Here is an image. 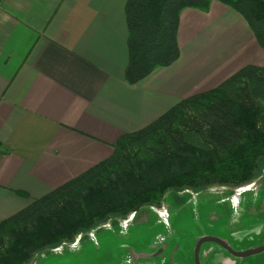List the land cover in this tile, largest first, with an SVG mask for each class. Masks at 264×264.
Listing matches in <instances>:
<instances>
[{"label":"crops","instance_id":"0c3cea01","mask_svg":"<svg viewBox=\"0 0 264 264\" xmlns=\"http://www.w3.org/2000/svg\"><path fill=\"white\" fill-rule=\"evenodd\" d=\"M126 3L0 0V222L108 158L122 134L264 65L245 18L212 0L183 9L180 57L131 84Z\"/></svg>","mask_w":264,"mask_h":264},{"label":"trees","instance_id":"16d2710c","mask_svg":"<svg viewBox=\"0 0 264 264\" xmlns=\"http://www.w3.org/2000/svg\"><path fill=\"white\" fill-rule=\"evenodd\" d=\"M212 0H127L135 84L180 57L183 9ZM238 11L264 48V0H220ZM264 162V65L181 99L147 126L122 134L108 158L0 222V264H28L112 216L157 203L172 189L252 183ZM28 195L25 192H20Z\"/></svg>","mask_w":264,"mask_h":264},{"label":"rangeland","instance_id":"374dc122","mask_svg":"<svg viewBox=\"0 0 264 264\" xmlns=\"http://www.w3.org/2000/svg\"><path fill=\"white\" fill-rule=\"evenodd\" d=\"M206 236L236 251L264 245V162L252 183L169 190L157 203L112 216L73 241L37 251L28 264H196L197 242ZM200 259L202 264H264V251L239 257L207 241Z\"/></svg>","mask_w":264,"mask_h":264},{"label":"water","instance_id":"95a60500","mask_svg":"<svg viewBox=\"0 0 264 264\" xmlns=\"http://www.w3.org/2000/svg\"><path fill=\"white\" fill-rule=\"evenodd\" d=\"M207 241H214L220 245H222L224 248H226L229 252H231L232 254H234L235 256H239V257H245V256H249L252 254H256L259 252H263L264 251V245L259 246L255 249H248V250H244V251H236L234 248H232L226 241L217 238V237H202L196 245L195 248V260H196V264H201L200 262V249L203 243L207 242ZM176 264H180V263H176Z\"/></svg>","mask_w":264,"mask_h":264},{"label":"bare ground","instance_id":"6f19581e","mask_svg":"<svg viewBox=\"0 0 264 264\" xmlns=\"http://www.w3.org/2000/svg\"><path fill=\"white\" fill-rule=\"evenodd\" d=\"M260 177H261V176H260ZM260 177H259V178H260ZM221 188H222V187H221ZM209 189H210V188H209ZM256 189H257V188H256ZM246 190H249V189L246 188ZM230 191H231V190H230ZM232 192H233V191H232ZM252 192H253V191H252ZM254 192H256V191H254ZM205 193H206V192H205ZM207 193H209V192H207ZM207 193H206V194H207ZM186 194H187V193H186ZM217 194H218V193H217ZM219 194H220V193H219ZM244 194H245V193H244ZM202 195H203V194H202ZM195 196H196V195H195ZM240 196H241V195H240ZM229 198H231V197H229ZM229 198H228V199H229ZM191 199H192V198H191ZM221 201H222V199H221ZM151 210H152V209H151ZM159 210H160V209H159ZM169 211H170V210H169ZM215 212H216V211H215ZM163 213H164V212H163ZM168 214H169V213H168ZM213 214H214V213H213ZM227 214H228V213H227ZM250 214H252V213H250ZM210 215H211V214H210ZM160 216H161V215H160ZM213 216H216V218H218L217 215H215V214H214ZM228 216H229V215H228ZM211 217H212V216H211ZM214 218H215V217H214ZM214 218H213V219H214ZM229 219H230V218H229ZM126 220H127V219H126ZM161 220H162V219H161ZM117 221H118V220H117ZM163 221H164V220H163ZM167 221H168V220H167ZM125 222H126V221H125ZM132 222H133V221H132ZM120 223H121V222H120ZM168 223H169V222H168ZM129 224H130V223H129ZM124 225H125V224H124ZM128 226H129V225H128ZM160 238H162V237H160ZM81 240H82V239H81ZM64 248H65V247H64ZM41 256H42V255H41ZM37 261H38V260H37Z\"/></svg>","mask_w":264,"mask_h":264},{"label":"flooded vegetation","instance_id":"af4514ba","mask_svg":"<svg viewBox=\"0 0 264 264\" xmlns=\"http://www.w3.org/2000/svg\"><path fill=\"white\" fill-rule=\"evenodd\" d=\"M204 244V243H203ZM202 244V245H203ZM222 246V245H221ZM223 247V246H222ZM201 248H202V246H201ZM226 249V248H225ZM200 251H201V249H200ZM200 262H201V259H200ZM165 264H176V263H168V262H165ZM202 264V263H201Z\"/></svg>","mask_w":264,"mask_h":264}]
</instances>
